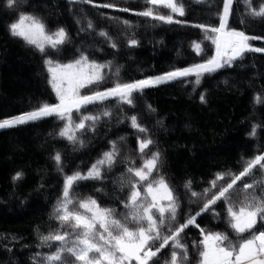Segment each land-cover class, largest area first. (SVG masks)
I'll return each mask as SVG.
<instances>
[{"label":"trees","instance_id":"obj_1","mask_svg":"<svg viewBox=\"0 0 264 264\" xmlns=\"http://www.w3.org/2000/svg\"><path fill=\"white\" fill-rule=\"evenodd\" d=\"M177 2L185 9L184 16L173 14L174 20L181 23L136 15L149 7L158 15L172 14L163 5L152 6L146 0H92V3L87 0H19L13 8L6 6V0H0V121L32 111L44 103H59L50 83L46 58L63 63L78 59L83 52L98 64L111 62L110 67L102 70L103 81L81 89V95H89L111 88L116 82L154 77L175 67L203 63L214 56L216 34L198 25L218 27L223 0ZM105 3L116 7H97ZM262 4L264 0H251L253 9L258 10ZM123 8L129 11L119 10ZM248 11L243 0H234L228 29L264 37V18L250 17ZM23 13L40 19L50 34L64 28L68 33L67 43L58 51L46 48L45 55L23 39L12 36L9 25ZM89 20L94 25L93 30H87ZM124 20L132 27L125 26ZM101 31L108 33L116 48L97 35ZM133 38L138 40V46L129 47L127 42ZM194 42L201 46L199 54L193 47ZM249 43L264 48V39ZM201 93L205 94V103L200 100ZM258 96L260 102L256 100ZM133 100L134 106L118 104L112 98L81 109L80 114L84 115H97L105 109L112 112L110 119L102 117L93 131L79 137L83 146L72 145L57 135L65 122L56 116L0 129V264H47L43 257L56 252L61 242L45 245L42 236L68 231L71 239H75L70 228L61 227L59 221L50 218L56 201L62 196L64 177L76 171L86 174L91 165L110 150L112 141H117L120 156L111 170H102L101 180L80 181L71 195L74 199H95L101 208L113 209L114 218L123 222L129 211L124 203H127L131 191L128 184L132 180L126 169L133 164L141 167L144 159L159 152L160 160L150 179L164 176L179 203L175 221L169 223L166 213L165 223L159 225L162 236L175 231L203 207L204 199L196 200L190 192L186 193L183 187L186 181L192 180L191 190L201 193L209 187L216 173L237 175L249 159L264 152V53H245L231 67L205 74L199 86L195 84V77H188L146 88L134 94ZM148 105L155 111L150 112ZM78 115L73 113L77 123ZM133 115L148 129L155 142L143 156L138 150L137 137H148L131 128L130 120L125 117ZM253 125H260L255 138L249 135ZM119 137H124V141ZM56 152L62 155L63 172L53 160ZM17 172H21L22 177L13 180ZM231 178L226 175L222 183L230 182ZM254 181H264V169L257 168L253 175L237 182V192L233 195L237 208L243 200V184ZM145 183L141 186L142 192ZM261 190L258 187L249 191L260 196ZM226 207L224 201L217 202L214 212L197 217L199 228L190 225L180 234V242L187 247L186 260H183V250L174 248V242L170 241L150 264L170 262L174 250L178 264L181 260L182 264H202L200 253L204 248L200 229L205 233L226 235L225 244L230 241L237 248L243 239L264 230V221L258 218L252 230L237 233L231 227ZM70 210H73L71 206ZM75 210L84 211L78 207ZM128 226L134 230L141 225L129 223ZM151 243L155 249L161 241ZM93 256L98 254H90ZM63 264L82 262L64 254Z\"/></svg>","mask_w":264,"mask_h":264},{"label":"snow or ice","instance_id":"obj_2","mask_svg":"<svg viewBox=\"0 0 264 264\" xmlns=\"http://www.w3.org/2000/svg\"><path fill=\"white\" fill-rule=\"evenodd\" d=\"M19 0H6V6L13 8L18 4ZM79 2V0H72ZM92 3V0H87ZM149 5H163L170 9L172 14L158 15L155 14L152 7L144 11L135 13L136 15L152 18L166 23H181L174 20L173 14L185 15V9L182 4H178L176 0H146ZM234 0H223V9L219 14V26L209 28L206 25H198L206 32L210 31L216 34L213 43L216 45V53L214 56L203 63L193 64L186 67H175L161 75L147 77L145 79L135 80L132 82H116L113 87L104 91H96L91 95H81L80 89L88 85L99 84L105 79L102 74L104 68L111 66V62L107 64H98L89 60V57L83 52L75 61L67 64L54 62L51 58L45 59L47 71L51 74L50 83L59 98V103L50 105L42 104L38 108L17 115L11 119L0 121V129L16 127L31 121L39 120L44 117L56 116L59 120L64 121L65 125L59 130L57 135L66 139L72 145L80 144L83 146V140L79 137L86 132L93 131L101 120V118L112 117V112L105 109L97 115L80 114L81 109H86L88 105L102 104L105 101L115 98L118 104H127L134 106V94L142 93L146 88L156 87L161 84L181 80L188 77H195V84L199 86L202 77L205 74L214 73L222 68L231 67L233 63L242 59L247 52L264 53V48L253 47L249 41L262 40L264 37L250 36L244 31L228 29V20L232 13V5ZM248 6L247 15L250 17L264 18V4L259 9L251 8V0H243ZM102 8H115L112 3L97 5ZM128 12L129 9H119ZM109 19H114L108 17ZM27 22V23H26ZM122 23L131 28L129 21L124 20ZM92 21H87V30H93ZM82 31L86 30L84 28ZM9 32L12 36L23 39L30 45H34L41 53H46L47 48L59 50L61 46L67 43L68 33L64 28H59L55 32L49 34L45 30V24L38 18L23 13L18 16L17 21L9 25ZM110 43V47L116 48L117 44L111 40L107 32L101 31L97 34ZM129 47L138 46L137 39L128 40ZM197 54L202 49L199 43L193 44ZM117 75L119 68L116 69ZM200 100L206 102L205 94L201 93ZM260 102V97H256ZM148 110L154 112L155 109L148 105ZM77 113L79 122L73 120V113ZM130 120L131 128L136 132L148 137L140 139L137 137L138 150L143 156L150 145L155 142L150 138L148 129L144 127L136 115L125 117ZM123 122V121H121ZM260 125H253L250 137L255 138ZM121 142L124 137L118 138ZM111 147L102 156L91 165L86 174L79 171L64 177L62 196L56 201L53 214L50 218L59 221L61 227L67 226L72 233H75V239H71L68 231L63 234H49L41 237L45 245L50 242H61L60 247L51 255L43 257L47 264H63L64 254L72 256L76 261L82 264H150L158 254L174 242V248L183 250V260L187 259V247L180 242V234L190 225L196 224L197 217L205 212L213 211L214 206L219 201H224L227 205L226 211L231 218V227L237 233H245L252 230L258 218L264 221V181H254L253 183L243 184V200L239 202L237 208L236 201L233 200L234 193L237 192V182L242 178L253 175L257 168L264 169V152L255 155L246 162V166L237 175L229 173H216L215 178L209 182V187L203 189L201 193L192 191V180H188L184 184L186 193L190 192L191 197L196 200L204 199L203 207L194 215H190L186 222L180 224L175 231L169 235H161L159 225H163L166 219L169 223L175 221L177 209L179 207L178 198L173 194V188L169 186L164 176L149 181L154 170L157 169L160 160V153L154 152L151 157L144 159L141 167H132L126 169V174L132 178L128 186L131 191L128 196L127 203L124 207L128 209V213L124 215L123 222L114 218V210L101 208L95 199H74L71 195L73 189L84 180H101L103 178L102 170H111L116 159L120 156V149L117 141L110 142ZM58 169L63 172V161L60 152H56L53 156ZM231 176V181L222 183L225 176ZM22 177L21 172H17L13 176V180H19ZM138 178V179H136ZM123 180V177H121ZM147 182L146 187L141 191V186ZM123 187V185H122ZM261 188L260 196L249 190ZM195 202V201H193ZM70 206L73 210H70ZM83 209V213L75 210ZM218 215V214H217ZM159 220V223H158ZM129 223L141 225L134 230L130 228ZM142 226V225H145ZM203 240L204 250L200 253L202 264H264V230L254 233L248 239H243L239 243L238 248L228 241L226 235L220 233H205L204 229H200ZM116 233V234H114ZM161 241L158 247L153 250L151 242ZM71 244V246H69ZM95 253L98 256L90 257ZM39 255V254H38ZM166 264H178L177 252L171 253V261ZM182 264V260L180 261Z\"/></svg>","mask_w":264,"mask_h":264},{"label":"rangeland","instance_id":"obj_3","mask_svg":"<svg viewBox=\"0 0 264 264\" xmlns=\"http://www.w3.org/2000/svg\"><path fill=\"white\" fill-rule=\"evenodd\" d=\"M176 2H177V0H176ZM178 3V2H177ZM179 4V3H178ZM27 23V22H26ZM46 30V29H45ZM46 32H47V30H46ZM50 34V33H49ZM34 46V45H33ZM46 48H47V46H46ZM215 53H216V50H215ZM73 61H75V60H70V61H68V62H63V63H60V64H67V63H71V62H73ZM97 63V62H96ZM50 76H51V74H50ZM80 92H81V89H80ZM89 95H91V94H89ZM15 117V116H14ZM11 118H13V117H11ZM154 172V171H153ZM152 176H153V173H152ZM151 176L149 177V181H151ZM146 184H147V182L145 183V186H146ZM251 237V236H250ZM249 237V238H250ZM153 250H155V249H153ZM132 264H135V261H133L132 262Z\"/></svg>","mask_w":264,"mask_h":264}]
</instances>
